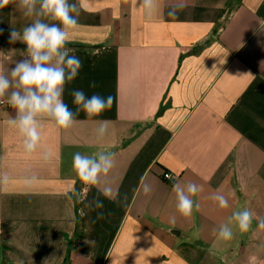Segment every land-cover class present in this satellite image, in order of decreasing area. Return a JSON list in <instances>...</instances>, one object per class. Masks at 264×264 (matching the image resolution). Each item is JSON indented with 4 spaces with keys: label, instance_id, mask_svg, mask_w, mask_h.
<instances>
[{
    "label": "crops",
    "instance_id": "obj_1",
    "mask_svg": "<svg viewBox=\"0 0 264 264\" xmlns=\"http://www.w3.org/2000/svg\"><path fill=\"white\" fill-rule=\"evenodd\" d=\"M184 2L173 18L175 0H162L149 18L130 0L118 10L115 0H90L69 30L82 67L63 99L74 114L76 89L112 95L113 105L91 119L81 111L68 129L38 117L31 155L8 123L16 115L8 97L20 90L11 69L30 59L9 32L57 21L14 3L0 9V73L12 83L0 98V175L9 178L0 184V264H264V0ZM100 120L109 121L104 133ZM76 152H112L114 166L86 185L72 166ZM189 182L198 208L184 218L173 184L187 194ZM95 199L103 208L88 207ZM244 208L254 215L242 233L233 213ZM222 226L230 240L218 238Z\"/></svg>",
    "mask_w": 264,
    "mask_h": 264
},
{
    "label": "clouds",
    "instance_id": "obj_2",
    "mask_svg": "<svg viewBox=\"0 0 264 264\" xmlns=\"http://www.w3.org/2000/svg\"><path fill=\"white\" fill-rule=\"evenodd\" d=\"M38 0H0V9L9 4H16L19 9L24 10L25 16L31 17L51 14V18L57 23L51 25L35 19L23 26L20 30L12 28L9 32V43L20 41L26 45L27 56L30 59L18 61L11 69V76L16 78V87L20 90L12 91L7 103L15 109L16 115L8 123L18 129L23 136V147L26 155L34 153L40 143L41 134L38 130L37 118L40 116L50 117L57 129H68L75 122V116L81 111L91 119L100 116L106 109L111 108L114 102L112 95L101 96L93 93L91 96L83 90L76 89L72 92L73 103L77 106L74 114L64 102L63 91L66 83L72 82L79 74L82 67L80 58L72 52L67 45L71 42L70 31L78 28L79 16L82 10H87L90 0H77V3L69 4L68 0H39L40 10L35 5ZM125 3L128 0H124ZM122 0H115L116 9L120 7ZM132 6L139 5L145 10L146 16L151 18L159 11L162 0H130ZM186 6L184 0H175V6L167 12V16L175 18L180 10ZM75 13V15H73ZM264 30V24L260 25ZM55 61V63H53ZM12 86L10 80L0 73V98L5 97L8 89ZM91 87H96L93 82ZM100 132L107 130L109 121L100 120ZM114 153H100L98 157L83 155L80 152L73 154L72 166L79 180L86 185H96L101 174H107L114 166ZM49 158L48 153L43 159ZM7 175H0V184L8 182ZM143 183V178L141 180ZM176 193L177 211L184 218L191 217L194 208V197L199 187L192 182L185 189L179 184H173ZM110 188H106L102 195L109 197ZM144 194L147 195L151 189L147 184L143 186ZM73 193L78 197L79 192L73 186ZM219 206L222 209L229 207L228 199L217 196ZM103 201L95 199L88 207L103 208ZM253 212L248 208L233 213L240 232H248L253 220ZM175 223V221H170ZM259 227L264 228V218L259 219ZM233 230L228 226H222L218 238L230 240ZM254 259V258H253Z\"/></svg>",
    "mask_w": 264,
    "mask_h": 264
},
{
    "label": "built area",
    "instance_id": "obj_3",
    "mask_svg": "<svg viewBox=\"0 0 264 264\" xmlns=\"http://www.w3.org/2000/svg\"><path fill=\"white\" fill-rule=\"evenodd\" d=\"M0 104H1V105H5V106H7V104L4 103L3 101H1ZM162 177H163L164 180H170V179L172 178L171 174L168 173V172H164V173L162 174Z\"/></svg>",
    "mask_w": 264,
    "mask_h": 264
}]
</instances>
